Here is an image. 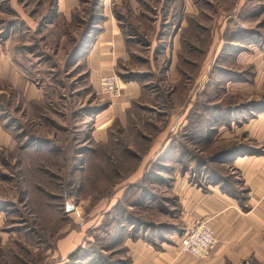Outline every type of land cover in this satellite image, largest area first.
Segmentation results:
<instances>
[{
    "label": "rangeland",
    "instance_id": "rangeland-1",
    "mask_svg": "<svg viewBox=\"0 0 264 264\" xmlns=\"http://www.w3.org/2000/svg\"><path fill=\"white\" fill-rule=\"evenodd\" d=\"M158 3L75 0L63 12L58 0H0V42L26 80L25 97L0 78V118L15 141L0 150V264H133L137 242L179 252L194 213L182 187L221 192L249 210L235 161L264 158V139L250 132L264 120V0H189L200 14L157 23ZM108 16L132 36L130 58L114 72L145 93L125 109L123 88L103 94L88 57ZM176 33L178 61L167 74L165 45ZM152 40L161 58L153 69ZM60 138L67 157L39 163L27 153L58 152ZM25 152L26 167L39 166L24 171ZM30 175L64 194L47 198L59 205L46 219L26 201ZM71 234L76 241L62 248ZM71 247L73 258L57 253ZM227 264H264V251Z\"/></svg>",
    "mask_w": 264,
    "mask_h": 264
},
{
    "label": "crops",
    "instance_id": "crops-1",
    "mask_svg": "<svg viewBox=\"0 0 264 264\" xmlns=\"http://www.w3.org/2000/svg\"><path fill=\"white\" fill-rule=\"evenodd\" d=\"M74 1L58 0V10L65 12L74 5ZM154 9L156 10L155 16L158 17L155 20L158 21L157 23L161 21L163 15L169 16L171 12H177L179 16L184 17L188 14L201 13V9L197 4L190 6L189 0H159L157 7ZM143 16L145 15L140 14L141 18ZM184 19L182 25L186 21ZM141 23L144 24L145 22L141 21ZM134 25L138 27L137 22ZM100 26L102 29L96 35L95 42L88 54L92 63V71L99 72V81L103 75L116 71L118 64L127 61L132 50L130 41L132 36L126 34L124 29L119 27L116 19L108 16ZM140 28H137V30L139 29L138 32L143 33ZM177 35V33L174 36L173 34L170 35L167 38V40L169 39L168 44L165 45V56L170 59V66L165 71L167 74L176 70L174 66L178 61L177 42L175 43ZM171 38L174 39V42ZM156 43L152 40L148 45L151 48L148 63L153 65L152 69L155 67L156 60L161 63L160 54L157 52L158 44ZM7 48V41L0 42V78L16 82L26 97V80L15 69L13 56L10 55ZM122 83L125 109L132 103L133 99L140 98L145 93L135 80L127 82L122 80ZM4 122L6 121L0 119V150H11L15 147V141L10 131L5 128ZM106 123H109V121L102 125L103 133H105L104 125ZM250 129V132L256 138L264 139L263 119L252 125ZM250 159V157L240 156L235 161V164L240 167L241 179L246 188L249 189V198L246 203L249 210H242L243 207L238 200L226 197L218 191L205 196L200 190L192 187H182L181 189L184 194L185 209L188 212H194L187 217L192 223L197 219H208L218 235V242L213 247L207 260L196 262L190 255L182 254L180 249L179 252L174 249L157 251L146 243L137 242L132 251L133 264H227V261L238 262L239 258L245 257L251 252L264 251V158ZM76 238L75 234H71L63 241L62 248H66L68 245L71 246ZM72 249L73 247L67 251H61L60 249L57 253L59 255L70 254Z\"/></svg>",
    "mask_w": 264,
    "mask_h": 264
},
{
    "label": "built area",
    "instance_id": "built-area-1",
    "mask_svg": "<svg viewBox=\"0 0 264 264\" xmlns=\"http://www.w3.org/2000/svg\"><path fill=\"white\" fill-rule=\"evenodd\" d=\"M120 77L115 72L103 75L100 79V91L110 98L122 93ZM218 242L215 229L206 219H197L182 236L180 252L191 255L198 261L206 260Z\"/></svg>",
    "mask_w": 264,
    "mask_h": 264
},
{
    "label": "trees",
    "instance_id": "trees-1",
    "mask_svg": "<svg viewBox=\"0 0 264 264\" xmlns=\"http://www.w3.org/2000/svg\"><path fill=\"white\" fill-rule=\"evenodd\" d=\"M120 76L122 78H126L124 74H120ZM4 126L13 128L12 126L7 125L5 122H4ZM56 142H57V145H58L57 146L58 152L29 151L27 153L29 155L33 156L34 161L41 160V161H39V163L42 162V160H47V159H53V161L55 162L56 160L58 161V158H60V156L67 157L68 154H69L68 153V149H69V147H68V143H69L68 139L66 138L65 140H62L60 138ZM103 146H105V144ZM24 148H26V144L24 145ZM27 155H26V152H25L23 154V157L20 158V163H21L24 171H26V168H28V167H36V164L38 163V162L32 163V164H30V165H28L26 167V157H27ZM75 156L76 155H74V157ZM74 157H70L69 159H73ZM96 158H98V160L102 159L99 156H97ZM39 163H38V166H39ZM25 177H26V173H25ZM35 178H37V176H35V175L28 176V182H30L32 186H31V188H28V190H27L26 201L28 202V205L30 206V208L33 209L34 211L35 210L37 211L38 209H42V214H41L42 218L46 219V215L48 214V210L47 209L49 207L52 208V207H55V206L59 205L58 201H50L48 199L49 198H53V196H57L59 199H62V198H65V197H64V194H62V193L57 194V193H54L53 191H49L48 188H45L44 185L41 182H39V179H35ZM60 182L62 183V181H60ZM60 186H61V184H60ZM39 207H41V208H39ZM74 256L75 255L72 253V254H70L69 257L73 258Z\"/></svg>",
    "mask_w": 264,
    "mask_h": 264
},
{
    "label": "water",
    "instance_id": "water-1",
    "mask_svg": "<svg viewBox=\"0 0 264 264\" xmlns=\"http://www.w3.org/2000/svg\"><path fill=\"white\" fill-rule=\"evenodd\" d=\"M67 207L70 210L71 208H73V205L69 204Z\"/></svg>",
    "mask_w": 264,
    "mask_h": 264
}]
</instances>
